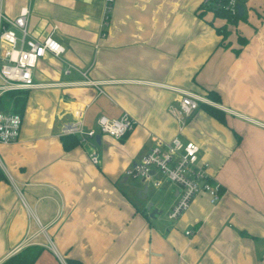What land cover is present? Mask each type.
<instances>
[{
	"label": "crops",
	"instance_id": "obj_1",
	"mask_svg": "<svg viewBox=\"0 0 264 264\" xmlns=\"http://www.w3.org/2000/svg\"><path fill=\"white\" fill-rule=\"evenodd\" d=\"M202 2L114 0L102 38L104 0H3L11 18L26 11L28 38L51 36L64 51L37 60L19 139L0 145V264L28 247L41 248L34 264H264V0L244 4L235 24L200 13ZM189 93L225 122L202 109L180 122L174 110ZM78 108L87 127L100 115L135 122L122 139L100 136L97 165L91 143L62 147ZM176 136L198 145L222 195L215 205L196 195L171 221L159 215L177 187L160 174L145 194L142 180L124 186L153 137Z\"/></svg>",
	"mask_w": 264,
	"mask_h": 264
},
{
	"label": "built area",
	"instance_id": "obj_2",
	"mask_svg": "<svg viewBox=\"0 0 264 264\" xmlns=\"http://www.w3.org/2000/svg\"><path fill=\"white\" fill-rule=\"evenodd\" d=\"M249 0H203L201 6L210 11L223 10L229 15H238L237 7L244 8ZM114 0H104L103 16L100 26V36H106L110 13ZM56 29V26H53ZM26 24V11L11 18L3 12V0H0V145H8L18 141L22 126V115L12 112L10 107L5 109L1 100L12 92L27 91L40 86L32 77L33 68L38 59L45 54L59 57L63 47L51 36L42 40L30 39ZM73 66L64 69L68 73ZM84 75V74H83ZM85 84L99 89L100 83L86 80ZM100 91V89H99ZM5 102H8L6 99ZM199 103L211 104L205 97L195 94H181L178 108L174 111L180 122L198 110ZM84 108L74 112L73 119L62 124L60 136H75L79 145L91 143L88 153L90 162L99 163V154L95 137L106 135L113 139H122L130 132L135 122L127 114L119 118H108L100 115L93 127H87L83 122ZM153 145L149 151L130 169L125 176L134 180L147 182L154 188L161 186V181L155 179V173L160 174L169 184L177 187L176 201L167 212V218L176 221L190 205L192 199L204 193L209 202L215 205L220 200L222 188L208 173V165L200 163V149L191 141H182L173 137L169 141L157 137L152 138ZM186 235L190 231L185 232ZM16 248L14 251H17Z\"/></svg>",
	"mask_w": 264,
	"mask_h": 264
},
{
	"label": "trees",
	"instance_id": "obj_3",
	"mask_svg": "<svg viewBox=\"0 0 264 264\" xmlns=\"http://www.w3.org/2000/svg\"><path fill=\"white\" fill-rule=\"evenodd\" d=\"M215 18L224 19L226 23L235 24L238 20H243L244 16L238 15H229L227 12L223 10H215L212 12ZM216 33L222 36V40L220 44L227 36L228 32L226 30V26H222L220 28L215 29ZM239 44H243L244 40L238 38ZM26 95L27 91H19V92H12L4 96L1 100L5 109L10 107L12 112L20 113L22 112L25 107L26 103ZM206 97L213 102H219V95L214 91H207ZM8 102H5V100ZM198 109H202L206 114L213 117L220 123H224V112L219 110L218 108L211 106L205 103H199ZM61 144L64 150H69L72 147L78 146V141L75 136H60ZM0 179L5 180V176L3 175L0 169ZM41 252V248L38 247H28L17 253L16 255L10 257L6 262L3 264H34L39 253ZM66 264H80L75 260H66Z\"/></svg>",
	"mask_w": 264,
	"mask_h": 264
},
{
	"label": "rangeland",
	"instance_id": "obj_4",
	"mask_svg": "<svg viewBox=\"0 0 264 264\" xmlns=\"http://www.w3.org/2000/svg\"><path fill=\"white\" fill-rule=\"evenodd\" d=\"M199 9H200V13H206V12H210V13H212V11H210L207 7L205 8V7H203V6H200L199 7ZM206 98V97H205ZM207 99V98H206ZM140 185V183H139V180H134V179H128L127 180V182L125 183V188H129V186H132V188L135 186V187H137V186H139ZM148 187H151V184H149L148 185ZM151 189V188H150ZM158 192L159 193H162V190L160 189V190H158ZM162 219H165L166 217H167V210H166V208L164 207H162V213H160V215H159Z\"/></svg>",
	"mask_w": 264,
	"mask_h": 264
},
{
	"label": "water",
	"instance_id": "obj_5",
	"mask_svg": "<svg viewBox=\"0 0 264 264\" xmlns=\"http://www.w3.org/2000/svg\"><path fill=\"white\" fill-rule=\"evenodd\" d=\"M237 10H238V16L240 17V16H242L243 15V13H244V10H243V8L241 7V6H238L237 7ZM95 141H96V144H99V141H100V136L99 135H97L96 137H95ZM144 186V188H143V190H142V193L143 194H145V192H146V188H147V186H148V184H147V182H144V184H143ZM141 194V192L139 193V195ZM151 207V204H149L148 205V209ZM154 214H156V211L155 210H153L151 213H150V216H154Z\"/></svg>",
	"mask_w": 264,
	"mask_h": 264
}]
</instances>
